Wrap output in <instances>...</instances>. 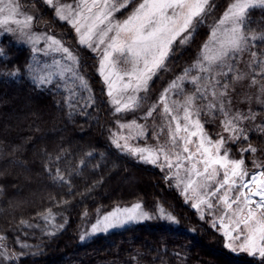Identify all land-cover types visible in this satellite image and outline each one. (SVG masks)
<instances>
[{"label": "snow or ice", "instance_id": "1", "mask_svg": "<svg viewBox=\"0 0 264 264\" xmlns=\"http://www.w3.org/2000/svg\"><path fill=\"white\" fill-rule=\"evenodd\" d=\"M43 2L53 8L59 21L75 30L81 45L101 52L100 75L117 114L136 112L143 107L146 97L140 94L147 93L153 78L166 69L173 46L186 45L211 8L209 0H77L75 5L61 0ZM25 5L26 0H0V35L18 36L31 45L33 54H62V59L53 58L41 69L31 63L27 68L33 84L63 86L69 93L66 97L69 107H75L76 87L88 89L79 73L78 59L53 35L32 30L35 17ZM258 9L264 10V0H230L222 16L210 25L208 38L193 62L168 83L141 117L146 121L162 108L159 115L165 122L160 128L167 129L163 143H159L161 133L157 132L154 139L158 143L153 147L130 144V140L144 137L147 131L146 124L136 119L120 123L119 128L126 129L128 134L112 133L111 143L146 164L157 165L162 171L167 169L171 175L166 179H174L176 186L182 187L186 200L194 201L191 206L198 210L204 206L214 216L213 227L226 239V247L247 253L264 264V164L253 160L255 170L249 172L243 155L254 154L257 149L249 143L248 147L238 149L241 158L233 159L227 146L248 142L250 132L264 135V120L256 123L258 113L251 106L246 112L234 110L232 96L236 84L247 79L248 86L256 89V103L264 105V30L252 27V14ZM261 20L264 21V16ZM42 40L45 47H37ZM245 55L249 57L245 62L248 71L239 67ZM18 73L16 69L7 74ZM54 79L63 84H54ZM186 85L190 89L186 90ZM173 95L181 96L182 100L171 99ZM246 99L251 103L253 97ZM217 119L220 130L213 139L205 124ZM62 158L63 153L55 160ZM80 163L83 165L84 161ZM45 170L55 183L71 188L72 172L66 177L59 167L54 174L47 167ZM159 212L162 218L173 221L163 208ZM40 218L45 224L54 219L51 209ZM147 218L149 213L142 204L135 203L98 218L91 233ZM21 224L32 227L25 221ZM5 239L0 236L3 248L0 264L19 258L7 251Z\"/></svg>", "mask_w": 264, "mask_h": 264}, {"label": "trees", "instance_id": "2", "mask_svg": "<svg viewBox=\"0 0 264 264\" xmlns=\"http://www.w3.org/2000/svg\"><path fill=\"white\" fill-rule=\"evenodd\" d=\"M27 2L35 7L37 27L61 38L76 55L88 89L76 87L75 107H69V93L63 86L33 84L27 68L32 57L29 47L14 44L9 36L0 39V236L6 237L3 244L7 250L19 256L6 264H259L257 258L226 248L221 232L201 218L174 179H166L171 173L111 143L109 130L119 117L109 106L99 54L81 45L74 29L59 21L42 0ZM229 3L211 0L205 22L192 39L186 45L173 46L166 69L151 83L150 100L193 62L208 38L209 20L219 19ZM252 15V27L264 30V10ZM16 69L17 76L7 74ZM56 83L63 84L58 79ZM248 84L247 79L236 84L233 109L246 112L251 106L258 113L256 123H260L264 105L256 103V89ZM248 96L253 97L251 103ZM154 121L159 122L157 114L148 119L147 126ZM218 125L219 119L206 123L205 129L212 134ZM249 143L257 151L246 153L247 163L256 158L264 164V135L250 132L248 142L228 146L231 153L241 156L238 149ZM89 152L91 156L86 155ZM61 153L63 158L56 161ZM46 167L53 174L59 167L66 177L72 172L71 188L55 183ZM138 201L151 214L150 219L80 240L85 214L94 218L97 213ZM160 208L173 221L162 218ZM48 209L54 219L45 224L40 217Z\"/></svg>", "mask_w": 264, "mask_h": 264}, {"label": "rangeland", "instance_id": "3", "mask_svg": "<svg viewBox=\"0 0 264 264\" xmlns=\"http://www.w3.org/2000/svg\"><path fill=\"white\" fill-rule=\"evenodd\" d=\"M43 1V0H42ZM61 2H63V3H68V4H73V5H75V3L77 2V0H61ZM209 2L211 3V0H209ZM26 10L28 11V13L29 14H33L34 15V17H35V19L33 20V28H32V30L33 31H35V32H37V33H47V34H49V35H52V34H50V33H48L47 32V30H42V29H39L38 27H37V23H36V16H37V14H36V11H35V7L33 6V5H31V4H29L28 2H27V0H26ZM53 9V8H52ZM126 14V13H125ZM218 20V19H217ZM214 21H216V20H209V26L210 25H212L213 24V22ZM74 32H75V30H74ZM75 35H77V33L75 32ZM4 36H9L11 39H12V42L14 43V44H16V45H23V46H27V47H29L30 49H31V45H28V44H26V43H24V41L22 40V39H20L18 36H13V35H0V39L2 38V37H4ZM54 36V35H53ZM56 39H59L61 42H62V44H63V46L64 47H67L64 43H63V41H62V39L61 38H59V37H57V36H54ZM77 37H78V35H77ZM78 39H79V37H78ZM176 45V44H175ZM37 47H39V48H43V47H45V43H44V41L42 40L41 42H40V44H38L37 45ZM68 48V47H67ZM69 49V48H68ZM70 50V49H69ZM71 51V50H70ZM72 52V51H71ZM96 52L99 54V57L101 58V52L99 51V50H96ZM73 53V52H72ZM73 55L76 57V55L73 53ZM53 58H56V59H62V54H59V53H53V54H50L49 56H44L43 55V53H36V54H33L32 53V57H31V64H33L34 65V67H36L37 69H41L42 67H43V64L45 63V62H48V63H50L51 62V60L53 59ZM100 58H99V65H100ZM249 59V57L247 56V55H245L244 56V58H243V60L240 62V64H239V67L243 70V71H247L248 69H247V67H246V61ZM38 62V63H37ZM99 72H100V69H99ZM163 72V70L162 71H160L158 74H157V76H159L161 73ZM30 76H31V73H30ZM156 76V77H157ZM156 77H154L153 78V80L150 82V84H149V88H148V92L147 93H141L140 95L141 96H145L146 97V100H145V102H144V104H143V107L140 109V110H138V111H136V112H127V113H119V114H117V113H115L114 112V108H113V106L110 104V98H109V106L111 107V109H112V112L115 114V115H118V119H116V121H115V123H114V126L111 128V130H109L110 131V138H111V134L112 133H114V132H117V133H121V134H123V135H127L128 134V132H127V130L126 129H120L119 128V124L120 123H127V122H130L132 119H136L137 120V122L138 123H141V124H146V126L147 125H149V122H148V120H143V119H141V117L145 114V112L147 111V109L151 106V104H153L154 102H156L157 100H158V97L153 101V100H150V89H151V83L154 81V79L156 78ZM55 80V79H54ZM71 82V81H70ZM167 87V86H166ZM77 88H79L78 86H77ZM163 91V90H162ZM171 99H173V100H182V97L181 96H178V95H173L172 97H171ZM162 110V108L161 109H158L157 110V112L156 113H154V115L153 116H155L156 114H157V116H159V122H157V121H154L153 123L151 122V125L150 126H147V131H146V134H145V136L144 137H141V138H139V139H137V140H130L129 141V143L130 144H132V145H134V146H139V147H144V146H150V147H153V146H155L157 143H158V141L156 140V139H154V137L156 136V133L157 132H160L161 134H160V139H159V143H163L164 142V140L167 138V129L165 128L163 131H161V128H160V125H162L165 121H164V119L159 115V112ZM220 130V128H219V125L217 126V127H215V129H214V132L211 134V133H209L212 137H213V139H215L216 138V132L217 131H219ZM151 133V136H149L148 137V135ZM224 135L225 136H227V133H224ZM151 137V138H150ZM121 143H123V141H121ZM228 146V145H227ZM229 147V146H228ZM231 151V150H230ZM127 153V152H126ZM129 154V153H128ZM131 155V154H130ZM245 155H246V153L243 155V158H244V160H245V166L247 167V169H248V171L249 172H252V171H254L255 169H254V166H253V163H252V161L253 160H256L257 161V163H260V164H262L263 162L262 161H260V160H257L256 158H254V159H252V160H250L249 161V163H250V165L247 163V160H246V157H245ZM132 156V155H131ZM132 157H134V158H136V159H138L137 157H135V156H132ZM230 158H233V159H240L241 158V156H238V155H236L235 154V152H230ZM148 165H152V164H148ZM152 166H156V167H158L159 169H161L159 166H157V165H152ZM165 170H167V169H165ZM183 174V173H182ZM179 189H180V191H181V193L183 194V196L185 197V195L186 194H184L183 192H182V187H179ZM188 195H191L190 193L188 194ZM189 201V203L190 204H192L194 201L193 200H188ZM136 203H141V202H136ZM135 204V203H134ZM133 205V204H132ZM131 205H129V206H122V207H117V208H125V207H130ZM117 208H114L112 211H110V212H107V213H97V215L96 216H94V218H91L90 216H88V214H85V216H84V222H85V224L82 226V229H81V234H80V240L81 241H84V240H87V239H89L90 237H92L93 235H95V234H98V233H106V232H109V231H112V230H116V229H120V228H123V227H125V226H127V225H129V224H132V223H138V222H131V223H127V224H125L124 226H122V227H116V228H113V229H110V230H108V231H106V232H98V233H91V227H92V225L93 224H95L96 223V221H97V219L98 218H101V217H103L104 215H106V214H108V213H111V212H114ZM142 208H143V210L145 211V212H147V213H149L148 211H146L145 209H144V207L142 206ZM197 212H198V214L202 217L203 216V218H206V219H208L209 220V223H211V225L213 226V224H212V221H213V219H214V216L213 215H211V214H209V212H208V210L206 209V207H204V206H202V209L201 210H198V209H195ZM150 217H151V214L149 213V218H147V219H143V220H141V221H139V222H142V221H145V220H148V219H150ZM33 227V226H32ZM37 226H35L34 228H36ZM215 228V227H214ZM215 229H217L218 230V228H215ZM219 231V230H218ZM220 232V231H219ZM82 237H83V239H82ZM226 243H227V241H226V239H225V245H226ZM229 251H231V252H233V253H235V254H238V255H241V254H246V255H248L247 253H244V252H239V251H232L231 249H229L228 247H226ZM3 250V248H0V251H2ZM8 251V250H7ZM9 252V251H8ZM9 253H11V252H9ZM6 262H8V261H5V262H3V264H6Z\"/></svg>", "mask_w": 264, "mask_h": 264}]
</instances>
